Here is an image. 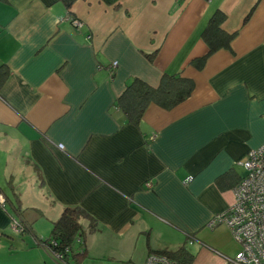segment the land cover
<instances>
[{
	"label": "crops",
	"instance_id": "0c3cea01",
	"mask_svg": "<svg viewBox=\"0 0 264 264\" xmlns=\"http://www.w3.org/2000/svg\"><path fill=\"white\" fill-rule=\"evenodd\" d=\"M218 8L238 33L198 69L190 61L208 51L201 34ZM3 64L0 190L19 200L32 232L11 234L15 211L0 205V244L45 256L37 237L79 205L99 235L82 244L86 257L144 264L194 234L192 264H231V229L208 222L235 200V186L217 178L243 175L241 161L264 143V0H0ZM166 72L192 78V95L170 110L153 103L129 123L115 105L127 83L157 86Z\"/></svg>",
	"mask_w": 264,
	"mask_h": 264
},
{
	"label": "trees",
	"instance_id": "16d2710c",
	"mask_svg": "<svg viewBox=\"0 0 264 264\" xmlns=\"http://www.w3.org/2000/svg\"><path fill=\"white\" fill-rule=\"evenodd\" d=\"M67 6H71L73 0H65ZM105 4L119 8L121 0H102ZM246 17L245 23L250 18L253 10ZM227 20V14L216 9L210 16L207 25L202 31L201 37L208 46V51L202 56L193 58L190 64L201 69L214 53L220 49H230L232 41L237 36L238 31L228 32L223 25ZM154 53L147 54L150 60H153ZM10 74L7 65L0 66V88L6 82ZM195 89V82L192 78L183 76L182 74L164 73L160 83L153 86L139 77H133L126 85L123 93L117 97L115 105L123 111L129 123L138 126L151 104H157L167 110L173 109L186 99H188ZM228 172L217 178V184L222 189H231L236 186L242 175L233 174L227 178ZM15 211V217L20 219L26 226L25 231L32 232V229L23 221V210L20 207L19 200L11 202ZM83 220L89 221V228L92 231L97 229V221L81 206L72 205L64 207L60 217L53 222L51 236L48 238L37 237V243L48 248L52 253L64 251L66 247L75 243L77 237L83 236L85 227ZM195 239L194 234H188L186 241L175 250L152 251L167 254L178 264H192L195 259V253H192L188 243ZM86 249L79 248L73 254L65 253L60 260L55 258L58 264H81V260L86 257ZM72 257L76 259V263L71 262Z\"/></svg>",
	"mask_w": 264,
	"mask_h": 264
},
{
	"label": "built area",
	"instance_id": "2783aa9c",
	"mask_svg": "<svg viewBox=\"0 0 264 264\" xmlns=\"http://www.w3.org/2000/svg\"><path fill=\"white\" fill-rule=\"evenodd\" d=\"M65 19L78 28L83 26V22L70 13ZM115 67L116 64L111 65V72ZM241 164L244 173L233 189L234 202L226 211L216 214L208 222V226L215 228L226 224L231 229L235 241L239 244V250L234 256H224L228 263L264 264V143L251 149ZM147 186L151 187L152 182H147ZM8 201L0 190V205L6 207ZM11 227L18 235L23 234L26 228L16 217L13 218ZM82 244V238L77 237L73 245L52 255L60 260L65 253L71 254L78 248H83ZM144 264H178V262L167 254L150 252Z\"/></svg>",
	"mask_w": 264,
	"mask_h": 264
},
{
	"label": "rangeland",
	"instance_id": "374dc122",
	"mask_svg": "<svg viewBox=\"0 0 264 264\" xmlns=\"http://www.w3.org/2000/svg\"><path fill=\"white\" fill-rule=\"evenodd\" d=\"M2 209L8 211L10 214L13 213L11 203L9 202H8V207ZM42 220L43 222L45 221V219ZM84 227L85 230L82 236L83 246L86 238H88V240H93L96 239V237L94 236H97V238L99 237V235L97 233L95 234L94 231H92L87 225H85ZM9 229L12 232L11 234L15 236L18 235L14 233L11 227V222L9 224ZM49 233L50 232H47V235H49ZM42 250L44 251L45 256L42 255L43 253L39 251V249H33V248L30 249L28 246L26 247L25 245L13 247L9 244H7L6 246L4 244H0V259H1L0 264H58L57 260L52 255L53 253L48 248L42 247ZM9 251L11 252L8 253ZM71 262L76 263L77 261L74 257H72ZM84 262L88 264H122L120 262L110 259H100L97 256H93L91 252H89V255L87 257L81 260V264H85Z\"/></svg>",
	"mask_w": 264,
	"mask_h": 264
}]
</instances>
